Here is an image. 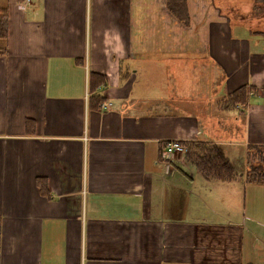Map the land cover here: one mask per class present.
<instances>
[{
    "label": "crops",
    "instance_id": "crops-1",
    "mask_svg": "<svg viewBox=\"0 0 264 264\" xmlns=\"http://www.w3.org/2000/svg\"><path fill=\"white\" fill-rule=\"evenodd\" d=\"M21 1L0 0L9 19L0 49V264H264L261 248L251 258L244 245L246 231L264 238L246 193L264 184L244 172L208 180L184 155L170 168L162 160L171 140L224 144L232 161L237 144L264 145L256 31L242 34L245 23L233 24L222 0H188L190 25L167 0ZM196 56L217 62L222 78L209 71L200 81L186 61ZM134 62L153 65L138 71ZM164 62L173 68L154 64ZM244 84L257 87L250 106L220 110Z\"/></svg>",
    "mask_w": 264,
    "mask_h": 264
},
{
    "label": "trees",
    "instance_id": "trees-1",
    "mask_svg": "<svg viewBox=\"0 0 264 264\" xmlns=\"http://www.w3.org/2000/svg\"><path fill=\"white\" fill-rule=\"evenodd\" d=\"M255 2V9L261 10V4L264 0H253ZM167 7L171 14L179 19L183 24H191V14L188 6V0H167ZM9 33V19L8 11L4 8H0V42L4 41V46L0 45L2 52L6 51L7 39ZM263 33V32H262ZM264 34V33H263ZM257 91V87L253 84H244L239 86L234 91L225 95L219 102V108L222 111L234 110L237 108H244L251 102V94ZM93 92V91H92ZM96 101L97 104L101 105L105 100L100 94H93L90 96V101ZM188 147V151L185 155V160L197 167L206 178L216 179L225 182H232L239 178L240 168L230 159L228 155V147L221 143L215 142H188L185 143ZM260 147V146H259ZM261 150L258 153L264 152V148L260 147ZM252 150H248L246 155H250ZM250 153V154H249ZM251 156V155H250ZM264 157H260L263 159ZM262 161V160H261ZM248 165L247 170L244 172L245 180L255 184H264V171L253 163ZM41 186V192L48 198H51L50 189L47 186L45 179L38 180ZM0 240H1V218H0Z\"/></svg>",
    "mask_w": 264,
    "mask_h": 264
},
{
    "label": "rangeland",
    "instance_id": "rangeland-1",
    "mask_svg": "<svg viewBox=\"0 0 264 264\" xmlns=\"http://www.w3.org/2000/svg\"><path fill=\"white\" fill-rule=\"evenodd\" d=\"M218 1V0H216ZM223 1V10L226 9L228 12L227 14L229 15V17L232 18V23L234 24V22H243L245 23L243 27V30L241 31L242 34L247 35L248 31L252 30V31H256L254 34H257L256 36H251V40L254 44V42H259L260 46H264V9H263V4L260 3L261 6V10H256L255 7L253 10H249V7L252 6L250 3L248 4V2L250 0H228L229 2H227L226 0H222ZM161 2V1H160ZM216 3V2H215ZM214 3V4H215ZM242 6V8H241ZM225 12V10H224ZM263 32V33H262ZM183 36H187L190 35V32L188 30H183ZM184 47V46H183ZM199 58V59H198ZM195 61H189L186 60L187 63H191L193 65L194 68H192V71H195L197 74V77L199 78V80L201 81L202 78L206 72L208 73L210 72H214L215 75L221 76L222 78V71L221 68L219 66V64L217 62H215L213 59H205V58H200V56H196ZM193 62V63H192ZM129 64V63H127ZM125 63V68H127V65ZM134 69H138V71L142 70V65H148V66H152L153 63H142V62H134ZM156 66L157 65H161L162 69H166V70H171V68H173V63H154ZM139 66V67H138ZM171 67V68H170ZM158 68V66H157ZM207 76V74H206ZM221 80V79H220ZM219 83H215V87L218 85ZM158 90V89H157ZM161 92V89H159ZM158 90V92H159ZM159 92V93H160ZM252 96L254 95L253 93L251 94ZM250 105L246 106V108H248ZM241 110L243 108H240ZM230 134H238L241 131L238 129H236V127L234 126H230L228 129ZM232 137H234V135H232ZM260 147L264 148V145H260ZM260 147L258 145H251V146H245L244 144H237L236 148L233 149V151L231 152L234 153V157H233V162L235 163V165L240 168L239 170L241 171V173L245 172V170H247V162L248 165L249 162L252 164H254L255 166L259 167L262 171H264V158L260 159V157H264V152L262 153H258L259 150L262 151V149H260ZM238 148V149H237ZM248 150H252L251 152V156L250 155H246ZM183 156L185 157L186 152H179L177 153V156ZM262 160V161H261ZM172 164V161L170 162ZM163 164V163H162ZM164 166V164L162 165V167ZM191 175V174H190ZM203 177H205V175L202 173ZM206 178V177H205ZM208 179V178H206ZM245 179V177H244ZM211 181H220V180H216V179H208ZM225 182V181H223ZM251 187H259L256 186L255 184H252ZM260 189V190H258ZM198 190H200L202 193L207 192L205 190L202 189V187H199ZM244 191L242 190V194ZM246 193L248 194V202L250 205H247V209L249 214L251 213V211H253L252 209H255L254 213L255 216L257 214V212L260 214V217L262 219H260V221H262V223L264 224V186L262 188H257V189H253L250 188L249 191L246 190ZM207 194L209 195V192H207ZM244 205H245V201L244 198L242 197L241 202L238 203V205H236V208L238 207L240 215L243 213V209H244ZM206 215H211L213 214L212 210H209L208 212H205ZM226 215V214H225ZM251 216V215H250ZM249 216V219H250ZM223 220H226L225 217ZM228 222H232L231 219H227ZM251 222V221H248ZM247 222V223H248ZM249 226V225H248ZM244 245L247 249V251H250V253H248V257H253V253L255 250V246L257 248H261L259 251L261 253L260 258L261 260H264V238L261 237V240L258 239L257 235L254 234L253 232H249L246 231L245 235H244Z\"/></svg>",
    "mask_w": 264,
    "mask_h": 264
},
{
    "label": "built area",
    "instance_id": "built-area-1",
    "mask_svg": "<svg viewBox=\"0 0 264 264\" xmlns=\"http://www.w3.org/2000/svg\"><path fill=\"white\" fill-rule=\"evenodd\" d=\"M22 7L31 3V0H22ZM188 147L181 140H171L167 142L166 147L162 153V160H164L166 167H171V161L179 152H187Z\"/></svg>",
    "mask_w": 264,
    "mask_h": 264
}]
</instances>
